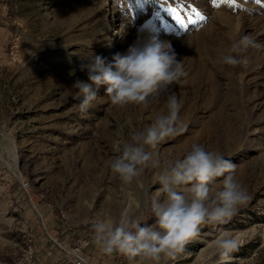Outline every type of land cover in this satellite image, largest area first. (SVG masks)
<instances>
[{
	"label": "rangeland",
	"instance_id": "1",
	"mask_svg": "<svg viewBox=\"0 0 264 264\" xmlns=\"http://www.w3.org/2000/svg\"><path fill=\"white\" fill-rule=\"evenodd\" d=\"M138 33L170 41L186 73L173 85L186 131L158 147L161 166L193 144L231 160L250 200L220 227L241 245L232 264H264V50L250 49L246 67L218 62L241 35L264 43V0H0V264H71L58 243L85 241L92 264H128L100 251L90 221L118 220L127 208L154 222L150 196L161 169L125 185L105 165L166 112L164 98L121 108L101 86L81 113L71 87L87 80L81 64L111 61ZM203 233L169 264H217L218 232Z\"/></svg>",
	"mask_w": 264,
	"mask_h": 264
},
{
	"label": "clouds",
	"instance_id": "2",
	"mask_svg": "<svg viewBox=\"0 0 264 264\" xmlns=\"http://www.w3.org/2000/svg\"><path fill=\"white\" fill-rule=\"evenodd\" d=\"M250 49L264 50V43L241 35L218 54V62L246 67ZM80 71L86 72L87 80L77 78L71 87L82 97L78 105L81 113L94 106L101 86L113 106H147L150 98L159 102L163 97L166 108L146 127L133 131L122 143L120 154L105 165L125 185H131L148 168L161 169L157 177L160 187L150 196L154 222L143 223L127 208L118 220L90 221L100 251L109 257L120 255L128 264H169L186 254L190 243L202 238L205 227H212L218 232L213 241L217 264H232V254L241 245L220 226L228 224L250 200L247 188L236 178V165L218 151L193 144L182 158L169 160L162 167L156 151L186 131L179 115L182 105L173 91V85L186 73L171 42L138 33L124 53H116L111 61L95 56L90 63L81 64ZM74 74L73 70L70 75ZM218 178H222L219 186Z\"/></svg>",
	"mask_w": 264,
	"mask_h": 264
},
{
	"label": "built area",
	"instance_id": "3",
	"mask_svg": "<svg viewBox=\"0 0 264 264\" xmlns=\"http://www.w3.org/2000/svg\"><path fill=\"white\" fill-rule=\"evenodd\" d=\"M86 244L87 242L85 241L77 243L72 248H67L65 245L58 243L64 252V262L69 261L71 264H92L85 253Z\"/></svg>",
	"mask_w": 264,
	"mask_h": 264
},
{
	"label": "snow or ice",
	"instance_id": "4",
	"mask_svg": "<svg viewBox=\"0 0 264 264\" xmlns=\"http://www.w3.org/2000/svg\"><path fill=\"white\" fill-rule=\"evenodd\" d=\"M213 3H215V0H213ZM167 11L170 13V15L174 19V21L178 22L179 25L181 27H183L185 21H184V19L181 18V13L179 12V10H177L175 8H170V9H167ZM196 15H197V18L201 21L205 19V17L200 15L199 13H197Z\"/></svg>",
	"mask_w": 264,
	"mask_h": 264
}]
</instances>
